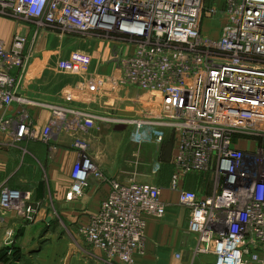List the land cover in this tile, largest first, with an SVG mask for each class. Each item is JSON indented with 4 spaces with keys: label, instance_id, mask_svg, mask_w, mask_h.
<instances>
[{
    "label": "built area",
    "instance_id": "1",
    "mask_svg": "<svg viewBox=\"0 0 264 264\" xmlns=\"http://www.w3.org/2000/svg\"><path fill=\"white\" fill-rule=\"evenodd\" d=\"M0 12L28 21L32 38L28 53L24 47L30 34L16 31L9 46L0 38V131L12 143L37 136L47 142L62 134L73 139L79 154L69 172L66 200L80 198L90 177L109 186L79 230L86 244L103 252L109 263L133 264L144 247L147 219L162 217L165 203L152 182L102 177L87 149L89 131L97 119L106 121L104 117L43 102L48 123L35 132L31 102L19 92L13 71L24 68L37 40L54 28L102 35L122 48L129 46L128 53L112 56L120 68L109 80L87 76L88 89L124 83L147 93L142 103L153 108L122 122L133 126L131 139L137 143L159 144L165 131L173 134L169 188L188 210L186 230L195 237L197 251L211 252L214 264L260 261L264 0H0ZM205 22L212 31H202ZM72 71H81L80 61L73 63ZM160 166L156 162L152 173ZM209 172L217 192L185 188L189 176L208 179ZM0 192L2 208L33 218L24 194L5 187Z\"/></svg>",
    "mask_w": 264,
    "mask_h": 264
},
{
    "label": "crops",
    "instance_id": "2",
    "mask_svg": "<svg viewBox=\"0 0 264 264\" xmlns=\"http://www.w3.org/2000/svg\"><path fill=\"white\" fill-rule=\"evenodd\" d=\"M18 30L25 31L26 28L16 21L0 18V38L5 42L6 46L10 45L11 35ZM48 32L43 34V37H48L49 42L52 36L51 34L45 36ZM55 36L61 37L62 35L55 33ZM74 39L80 40L79 38ZM40 40H37L38 42L34 46L35 49L31 52L27 68L22 69V72L19 69L13 71L17 80H19V92L26 99L30 100V98H33L48 103H62L65 106L86 110L96 117L103 114L106 109L113 108V100L117 97L113 96L114 86H107L106 88L96 86L94 90H89L87 86V76L90 73L108 76L99 72L96 66L99 62L102 64L105 57L103 52L95 53L88 50L80 52L81 50H75L71 53L70 49H67V51L64 49V51H54L55 54L50 56V60H48V64L56 69L52 72L48 71V68H45L48 61L46 63L42 62L44 57L41 54L44 51L41 49L49 45H42L40 49ZM51 40L53 39L51 38ZM74 41L76 42L77 40ZM49 51H44L43 55H47ZM62 52L65 55L64 57ZM66 53L68 54L66 55ZM111 59L112 57H110ZM76 61L81 62V71L78 73L71 72L72 65ZM134 91L132 90L130 94L135 95ZM146 95L147 93L144 96ZM131 99H135V97L133 96ZM133 102L137 107V110L135 109L133 113L139 112L140 114L145 109L142 107L146 106V103H141L140 107L137 102ZM103 105L109 106H105L104 108ZM103 108L105 110H102ZM13 109L14 111L17 110V106L13 107ZM30 109L33 128L36 133H39L48 123V110H40L41 108L35 106H30ZM62 138H64L62 135L59 137L52 136L50 141L53 144L49 148L38 136L34 139L25 137L21 142L12 143L10 138L0 131V190L5 187L9 190H18L23 193V191L35 190L37 188L39 192L36 196L40 201L38 202L39 208H37L36 220L37 222H44L41 224V230H33L34 226L32 225L23 227L20 222L21 219L13 210L0 207V239H6L11 233L13 235H20L21 243L19 244V248L27 249L22 254L21 259L23 260H20L16 264H32L33 259L44 252V249H41V251L37 249L34 253V248H50L47 254L48 257L46 256L47 258L42 264H120L116 262L109 263L107 260H104L103 252L100 250L88 244L81 245L80 241L78 243L76 239L66 238L61 232L58 240L54 241L53 237L57 233L56 227L43 231V228L48 225L46 223L50 216L47 210L48 200L46 198H48L51 192H57L56 205L60 213L64 214V216H70V213L76 212V209H78V214L83 215L80 218L86 223L89 215L96 212L100 201L107 196L109 191L107 183L100 182L95 177H90L89 186L80 198L73 201L65 199V193L70 183V161L76 153L69 150V145L60 143L59 140ZM93 138L91 134V140ZM168 141L167 145L171 147L172 156H174V141H170V139ZM47 148L51 152V160L44 182V179L40 178L38 168L41 166L39 160L47 156ZM27 152L35 159V162L29 160ZM172 160L166 161L171 165V170L173 167ZM26 171H28L27 174ZM132 178L139 182H150L138 180L135 177ZM188 178L189 180L187 181ZM188 178L185 181V185L186 182L187 185L190 183L193 176H189ZM193 184V189L203 190V184H195L194 182ZM168 189L164 190V192L163 190L161 191V199L165 203V213L160 218L147 219L144 247L134 255L133 264H214L215 257L211 252H198L194 248L196 243L195 238L186 230V214L184 215V210L182 209L184 207L179 204L177 192L169 188V183ZM28 194L30 192L24 194L27 201L30 200V197L27 196ZM78 199L80 200L77 201ZM170 199H173L172 201L177 203L179 208L167 210ZM82 207L84 208V212L81 213ZM42 237H51L52 240H48L49 242L46 245L39 246ZM65 248H91L89 251L90 256L85 254L83 259L78 258L76 260L74 256L68 257L66 255L67 250ZM30 251L33 254H29ZM26 256L30 257V262L24 261L27 259ZM248 264L258 263L249 262Z\"/></svg>",
    "mask_w": 264,
    "mask_h": 264
},
{
    "label": "rangeland",
    "instance_id": "3",
    "mask_svg": "<svg viewBox=\"0 0 264 264\" xmlns=\"http://www.w3.org/2000/svg\"><path fill=\"white\" fill-rule=\"evenodd\" d=\"M218 19L216 18V25L219 20V14H217ZM0 18L10 20V21H16L17 23L23 25L26 30L22 32H26V35L30 34V37L28 38V42L26 43L24 47V52L28 53L29 50L31 49V24L23 20L21 18H17L15 15L10 14V13H1L0 12ZM214 25V24H213ZM21 31V30H20ZM48 33L45 36H49L51 34V38L49 39L48 42V37H43L41 36L40 40V49L42 48V45H49L46 48H42L41 50L44 51H49L47 55H43V52H41L42 56L44 57L42 62H47L50 60V56H53L55 54L54 51H67V49H70V52L73 53L75 50H81L80 52L84 50L88 51H94L95 53H104V58L102 61V64H96L97 70L104 75L108 76H103L98 74V77L103 76L106 80H109L113 74H115L116 69L120 68V63L116 62L114 58L112 57L114 54L118 55V57L122 53H128L129 46H123L120 44H116L114 42V39H109L105 38L102 35H90V34H84L76 31H64L61 32L58 28L54 29H48ZM202 31L204 33H207L208 31H212V27L209 26L208 22H205L204 27L202 28ZM53 32V33H52ZM46 33V32H45ZM44 33V34H45ZM55 33H60L62 36L57 37L55 36ZM54 34V36H53ZM74 38H79L74 39ZM12 39V35H11ZM10 39V40H11ZM85 39V40H84ZM68 40V41H67ZM74 40H77L76 42ZM80 41V42H79ZM79 42V43H77ZM84 42V43H82ZM55 47V48H54ZM126 47V48H125ZM48 49V50H47ZM64 49V50H63ZM73 51V52H72ZM38 52V51H37ZM69 53V52H68ZM66 53V55L68 54ZM63 54V52H62ZM39 55V54H37ZM31 56V54H30ZM65 55L63 54V57ZM110 57L112 59L110 60ZM49 61L46 63L47 65L45 68H48V71H55L56 69L50 66ZM29 64V61H26V64L24 68L26 69ZM38 66V65H37ZM22 68V69H24ZM39 68V66H38ZM19 70H21L19 68ZM22 72V70L20 71ZM72 72V70H71ZM72 74V73H71ZM88 76H91V73L88 74ZM93 76V75H92ZM103 78V79H104ZM46 79V78H45ZM47 80V79H46ZM107 85H110L107 83ZM114 95L117 96L116 99L113 100V108L112 109H104L105 106L109 105H103L104 108L102 110H105L103 114H100V116L106 119V121H101L100 119H97L95 122L92 130L89 131V134L93 135V139L88 142V153L92 155L93 161L96 164L98 171L101 172V175L103 178L113 175L116 178L120 180H127L129 178L135 177L138 180H144V181H150L154 183V185L158 186L161 191L163 190H169L168 189V183L171 175V165L167 163L166 161H170V159H173L172 156V149L170 146L167 145L170 141H173V134L170 131H165L164 133V138L159 144H154L151 142H141L137 143L134 142L131 139V134L133 132V126L129 125L127 123H123L122 120H128L129 118L133 116H138V113H133V111L137 107L135 106L134 102H137L138 106L141 107V103L143 101V98L145 97V92L143 90H140L139 88L135 86H130L128 84L124 83H119L115 84V88L113 89ZM132 90H135V95L130 94ZM135 97V99H131V97ZM29 100V99H28ZM31 102V107L35 106L37 108H41L40 110H45L47 111L48 109H45V107L41 106V104L44 101H38L35 99L29 100ZM60 102V101H59ZM62 105V103H57ZM151 108H153V105H150ZM149 105L143 106L142 108H149ZM31 113V109H30ZM49 113V112H48ZM117 115V116H115ZM99 116V117H100ZM96 136V137H95ZM62 139H60V143L62 144H67L69 145V150L72 152H75L76 155L74 158L71 159L70 161V170L72 167V164L76 160L79 151L77 148L73 147V139L66 135L62 134ZM46 143V146L51 148L53 142L52 141H47L44 142ZM172 143V142H171ZM61 144V145H62ZM171 145V144H170ZM47 156L46 158H41L40 164L41 166L38 168V173L40 174V178L44 179V182L46 180V175H47V170H48V165L51 160V152L47 148ZM29 160L31 162H35V159L31 157V155L28 154ZM172 157V158H171ZM158 162L160 163V170L156 172L155 174L152 173L153 170V165ZM28 171H26L27 174ZM211 176L207 179V175H204V178H201L198 175H192L193 178L191 179L190 183L185 185V188L188 190H196L194 188L193 182L196 183H201L205 184V182L210 183L207 186V189H203L202 191H206L208 193H214L217 192V189L213 185L214 183V178L212 177V173L209 172ZM191 177V176H190ZM96 180L100 181V179ZM189 178L187 179V181ZM90 183V180H89ZM88 183V186H89ZM205 185H202V188H204ZM197 191H199L197 189ZM27 196L30 197V200L27 201V205L30 206L33 209L32 216L33 218L30 219L28 217H24L21 215H17L21 219V224L23 227L26 225H32L34 226L33 230L40 229L41 230V224L44 222H37L36 220V212L37 208H39L38 202V197L36 196L38 194V189L36 188L35 190H26L23 191V193H29ZM22 193V194H23ZM48 205H47V210L50 214L48 220H47V227L43 228V231L46 229H53L56 227L57 233L55 234V237H53V240H58V237L60 236V232L62 235L66 236V238H71L72 240L76 239L77 242L81 243V245H86V242L81 238L79 235V230L81 229L82 225H84L83 219L80 217L83 216L81 214H78L79 210L76 209V212L70 213V216H64V214L60 213L58 208H57V192H51L48 198ZM78 199L77 201H79ZM173 199H170L169 205L167 206V210L172 209V208H179V205L175 202L172 201ZM1 207V206H0ZM183 207V206H182ZM181 207V208H182ZM2 208V207H1ZM80 212H84V208H81ZM184 210V215L186 216V221L188 220L187 213L188 210L184 207L182 208ZM34 224V225H33ZM36 226V227H35ZM44 233V232H43ZM42 233V234H43ZM194 237V236H193ZM195 238V237H194ZM52 240L51 237H42V241L39 242V246L41 245H46L49 241ZM4 242V243H3ZM196 242V241H195ZM21 243L20 235H13L12 233L9 234L6 239H0V264H16L22 261V254L25 249L27 248H19V244ZM197 243H195L196 246ZM195 248V247H194ZM37 249H44V252L37 256V258H34L32 261V264H42L46 258L48 257V251L50 248H34L33 252ZM67 250L66 255L69 256H74L76 260L78 258L83 259L84 255L86 254L87 256H90V249L91 248H65ZM32 251H30L29 254H33ZM92 255V254H91ZM47 256V257H46ZM104 256V254H103ZM26 260L30 262V257L26 256ZM104 260H106L104 256ZM118 263V262H116ZM252 263H258V264H263L264 263V254L261 256L260 261L258 262H252ZM122 264V263H120Z\"/></svg>",
    "mask_w": 264,
    "mask_h": 264
}]
</instances>
